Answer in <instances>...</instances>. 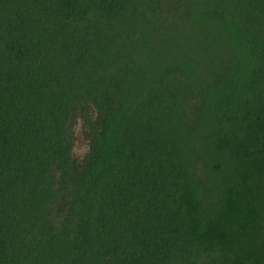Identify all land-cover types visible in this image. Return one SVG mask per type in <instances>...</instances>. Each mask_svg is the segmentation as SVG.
<instances>
[{
	"label": "trees",
	"instance_id": "obj_1",
	"mask_svg": "<svg viewBox=\"0 0 264 264\" xmlns=\"http://www.w3.org/2000/svg\"><path fill=\"white\" fill-rule=\"evenodd\" d=\"M0 264H264V0H0Z\"/></svg>",
	"mask_w": 264,
	"mask_h": 264
},
{
	"label": "rangeland",
	"instance_id": "obj_2",
	"mask_svg": "<svg viewBox=\"0 0 264 264\" xmlns=\"http://www.w3.org/2000/svg\"><path fill=\"white\" fill-rule=\"evenodd\" d=\"M69 137L71 138L72 156L74 159H83L89 147L88 142L83 134V121L79 120L73 128H71Z\"/></svg>",
	"mask_w": 264,
	"mask_h": 264
}]
</instances>
